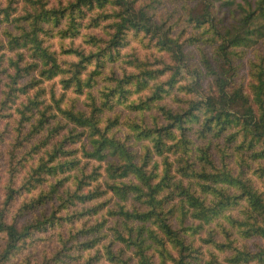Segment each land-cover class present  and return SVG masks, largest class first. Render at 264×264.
<instances>
[{
  "label": "trees",
  "instance_id": "obj_1",
  "mask_svg": "<svg viewBox=\"0 0 264 264\" xmlns=\"http://www.w3.org/2000/svg\"><path fill=\"white\" fill-rule=\"evenodd\" d=\"M137 1L7 0L3 5L0 0V118L17 120L10 184L0 206V233L5 234L0 264H69L80 257L71 254L74 248H98L85 264L102 258L110 264L134 259L135 264H202L206 252L192 236L212 223L225 240L214 239L212 230L202 239L213 248L207 249L205 264H264V190L254 178L264 183V55L250 65L248 90L234 58L238 49L252 48L264 38V0L239 3L241 15L229 25L223 22L225 15L217 19L215 0L183 6L187 21L201 28L213 46L212 57L201 53L204 71L191 69L180 36L173 37L172 28L156 19L152 10L159 1L136 7ZM235 3L223 2L232 16ZM108 21L113 31L107 37L82 32L106 29ZM80 35L86 48L74 45ZM55 38L60 50L49 43ZM132 38L142 43L148 38V45L154 43L170 59L153 62L133 52L118 65ZM208 78L210 90L201 97H182L199 94ZM168 98L176 107L163 103ZM122 107L138 115L150 113L151 123L108 115ZM122 126L130 129L126 137L119 134ZM132 138L141 142V149ZM19 149L24 150L20 159ZM36 156L15 188L14 178ZM89 165L93 167L87 172ZM71 177L74 189L66 183ZM51 178L56 182L49 191L18 208L17 218L31 214L28 222L19 226L16 216L7 220L22 192L32 193ZM53 196L60 203L50 215L35 213ZM114 198L107 208L115 219L106 226L111 241H104L105 217L72 234V245L61 235L62 249L42 262L32 263L28 255L18 263L38 232L75 215L97 216ZM79 203L81 210L72 211ZM240 239L254 240L256 249Z\"/></svg>",
  "mask_w": 264,
  "mask_h": 264
},
{
  "label": "rangeland",
  "instance_id": "obj_2",
  "mask_svg": "<svg viewBox=\"0 0 264 264\" xmlns=\"http://www.w3.org/2000/svg\"><path fill=\"white\" fill-rule=\"evenodd\" d=\"M53 2L57 3L58 0H52ZM64 3H67V0H62ZM150 0H138L136 2V7H139L142 3L149 2ZM159 2L155 3V10H152L155 12L156 19L160 22L165 23V27L172 28V36L178 37L180 36L181 42L185 45L186 53L188 54V61L190 63L189 66H191L192 70L195 66L200 67L203 70L202 64H201V53L205 51L209 56L212 57L213 55V46L210 45L209 42L205 41V36L203 35V30L196 29L193 24H190L186 16L184 14L183 6L189 2L190 5L195 6L196 2H193V0H158ZM225 0H215V4L218 8H220V12L218 13V18H222L224 15V24L229 25L231 22L237 21L241 15V9L238 7L239 3H245V0H236V3L234 5H231L232 9H234V16H232L227 10V6L223 4ZM2 4L5 5L7 0H1ZM236 16V18H234ZM226 18V20H225ZM111 21L103 23L105 25L106 29H83V33H96L99 36L107 37L106 33H109V31H113L109 27V24ZM222 24H218V27H220ZM0 31H2V27H0ZM104 32V33H103ZM207 35H211L210 33ZM194 37V41L190 42L191 38ZM212 37V35L210 36ZM179 38V37H178ZM133 39V38H132ZM198 39V40H197ZM84 38L82 35L75 38L74 45L75 46H83L86 48V45L84 44ZM68 45H70V40L65 41ZM52 44V49L60 50V42L58 38L50 40ZM149 39H145V43L140 42L139 40H132L131 43L125 47L122 51L124 58L119 61L118 65H121L122 61L129 59L128 55L135 52L140 58L142 59H149L150 61L156 62L158 59L163 57L166 61H168L170 58L166 55L165 52H160L158 49L154 46L155 44L151 43L148 45ZM239 53L238 56H235V61L240 64L239 67V76L241 77L240 81L245 84L247 87L248 82L250 81V65L253 61H257L258 57L264 55V38L260 39L257 44L254 45L252 48H243L238 49ZM159 64H155V67H159ZM204 71V70H203ZM118 72L121 74L122 70L118 68ZM192 72V71H191ZM186 73V72H185ZM188 78V81H192V76L189 73H186L185 75ZM187 80H183L184 83L188 82ZM210 78H208L206 81H203V88L200 91L199 94H188L187 96L184 93H181L182 97L187 98H193L198 99L201 97L202 91H209ZM51 82H46V85H50ZM58 88V91H60V84L58 81H56ZM102 85V83H100ZM248 90V87H247ZM96 92V91H95ZM85 95L81 96V99L79 100V106H83ZM163 103H168L169 106L176 107V104L173 101V98H168L163 101ZM240 107V105H238ZM157 111H153L152 113H156ZM116 113H119L121 116V120H125L127 117H131V119H136L138 122L145 121L147 123H151V117L150 113L143 114H136L129 112L128 109H125L124 107L118 108L116 112H110L108 113L109 116L115 117ZM142 116H144L142 118ZM16 127H17V120L16 117L13 118H0V206L3 205V201L6 197L7 193V186L10 184V153L13 150L15 143H16ZM120 129L119 134L123 135V137H126L130 133V129H128L126 126H122ZM130 140H128L129 142ZM131 142L135 143L136 149H141V142H137L134 138L131 139ZM26 147H29L28 144L25 145ZM18 153V159L24 154L23 149L17 150ZM37 160V156L30 160V163L27 164L26 169H23L21 173H18V175L14 178V183L12 184L15 188H18L24 178L27 176V172L30 168V165H33L35 161ZM24 161V160H23ZM22 162V161H21ZM14 163L19 165L18 160H15ZM104 163V162H103ZM99 163H93V165L98 166ZM105 165V163H104ZM93 166L89 165L86 169L88 172L91 171V168ZM72 173H75V171H72ZM62 176H59L62 178L66 174H61ZM255 178V184L259 188L264 190V183L262 180L258 179V177ZM73 177H71L70 181H67V185L71 186L72 189H74L75 185L73 184ZM55 178H51L48 183L46 182L41 188L34 190L32 193L22 192V194L19 196L18 200L13 204V206L10 208V211L8 212L7 220L13 221V217L16 216V213L18 211V208L23 204L25 201H29L32 196H38L39 193L44 191L50 190V184L55 183ZM64 189V188H63ZM111 195L107 196L109 198ZM54 197V196H53ZM106 200V198H101L100 201ZM116 199L114 198V201L111 200L110 203L108 201V205L105 206L103 212H101L97 216H90V215H84L79 216L75 215L74 218L71 220H60V225L55 226L54 228L49 229L46 233L44 232H38L36 236L34 237V242L32 246H29L27 249H25L22 253L18 255V263L19 261H22L24 256H31L32 263L35 262H42L46 256L51 257L54 254H56L60 249H62L63 244L60 241L61 235L68 239L70 241V238L72 234H76L80 229L82 228H88L91 227L93 224H95L97 221H103V219L106 217L108 222L105 224V227H109L114 224V216H110L107 212V208L113 206V202H115ZM60 203V199L57 197H54L53 200L48 201L46 204L40 206L38 210L35 211V213H41L42 210L46 212L47 215H50L54 209L58 207ZM77 208L81 210L82 206L79 203L76 207L72 205V211ZM61 215L65 214L64 211L60 212ZM30 213L26 216H21L19 218H16L19 222V226H23L26 222H28L30 218ZM33 215V214H32ZM192 220L188 219L187 224H191ZM174 226L178 229L180 228V223L177 219V217L173 218ZM104 228L103 233L106 234V238L104 239L105 242L111 241L113 235L112 232L108 229ZM210 230H212V233L214 234V239L216 240H225V236L223 233H221L220 228L217 226V223H212L207 226V228L200 234V235H194L192 236V239H195L197 243L203 245V250L206 252V255L204 257V262L202 264H205V261L208 260L209 255L207 249L211 248V245H207L203 242V238H206L209 236ZM91 236V235H90ZM90 236H87V238H90ZM191 237V236H189ZM75 240H71L69 245H72ZM243 243H246L248 247L251 250L256 249L254 240H241ZM5 244V234L0 233V251L2 250L3 246ZM98 249V248H97ZM97 249H93L91 251H83V252H77L76 248H74L71 251L72 255H80V257L77 260H72L69 264H85L86 261L89 258H92L96 255ZM213 249V248H211ZM131 251L128 252V255H131ZM225 254H221V259L225 258ZM136 259L132 260L130 264H135ZM93 264H110L105 258H102L100 261L94 262Z\"/></svg>",
  "mask_w": 264,
  "mask_h": 264
}]
</instances>
